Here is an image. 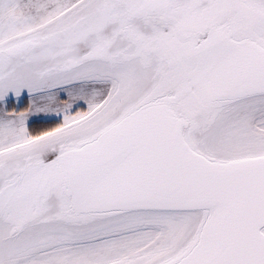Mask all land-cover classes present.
Here are the masks:
<instances>
[{"label":"snow or ice","instance_id":"6c2138e0","mask_svg":"<svg viewBox=\"0 0 264 264\" xmlns=\"http://www.w3.org/2000/svg\"><path fill=\"white\" fill-rule=\"evenodd\" d=\"M0 264H264V0H0Z\"/></svg>","mask_w":264,"mask_h":264},{"label":"trees","instance_id":"16d2710c","mask_svg":"<svg viewBox=\"0 0 264 264\" xmlns=\"http://www.w3.org/2000/svg\"><path fill=\"white\" fill-rule=\"evenodd\" d=\"M27 106V102L24 103L22 106H20L19 108L21 110H23L25 107ZM49 125H34L33 127L36 128V127H48Z\"/></svg>","mask_w":264,"mask_h":264},{"label":"rangeland","instance_id":"374dc122","mask_svg":"<svg viewBox=\"0 0 264 264\" xmlns=\"http://www.w3.org/2000/svg\"><path fill=\"white\" fill-rule=\"evenodd\" d=\"M26 102H27L26 99H22L21 102H20V104H19L18 106L20 107V106H22V105H23L24 103H26ZM14 106H15V105H14Z\"/></svg>","mask_w":264,"mask_h":264}]
</instances>
